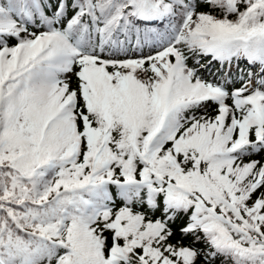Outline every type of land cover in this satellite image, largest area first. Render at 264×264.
<instances>
[{
  "label": "snow or ice",
  "instance_id": "obj_1",
  "mask_svg": "<svg viewBox=\"0 0 264 264\" xmlns=\"http://www.w3.org/2000/svg\"><path fill=\"white\" fill-rule=\"evenodd\" d=\"M225 262L264 264V0H0V264Z\"/></svg>",
  "mask_w": 264,
  "mask_h": 264
},
{
  "label": "trees",
  "instance_id": "obj_2",
  "mask_svg": "<svg viewBox=\"0 0 264 264\" xmlns=\"http://www.w3.org/2000/svg\"><path fill=\"white\" fill-rule=\"evenodd\" d=\"M216 65H213L210 69H209V73H214L216 71ZM206 78H211L208 73H205ZM225 264H227V262H225Z\"/></svg>",
  "mask_w": 264,
  "mask_h": 264
}]
</instances>
